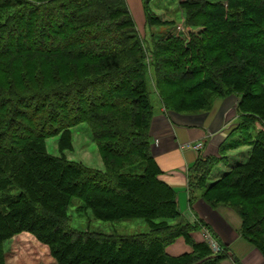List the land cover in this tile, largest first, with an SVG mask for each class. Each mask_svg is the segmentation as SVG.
Segmentation results:
<instances>
[{
    "label": "trees",
    "instance_id": "trees-1",
    "mask_svg": "<svg viewBox=\"0 0 264 264\" xmlns=\"http://www.w3.org/2000/svg\"><path fill=\"white\" fill-rule=\"evenodd\" d=\"M228 2H183L189 24L205 18L206 29L188 41L152 36L145 44L126 0H0V264L4 241L22 231L48 245L57 264H221L226 250L215 254L193 240L201 223L184 217L176 189L160 177L150 126L151 90L177 112L207 110L233 94L245 117L234 130L251 135V124L264 122V0ZM149 12L147 6L151 24ZM82 122L103 169L45 148L46 137L60 134V148L73 149L72 128ZM238 137L220 150L245 140L253 148L249 159L202 196L219 205L209 193L230 189L225 203L241 217L242 236L264 255V131ZM216 159L197 160L191 188L201 187ZM73 198L101 220L143 218L148 230L73 227ZM181 236L193 250L170 255L167 246Z\"/></svg>",
    "mask_w": 264,
    "mask_h": 264
},
{
    "label": "crops",
    "instance_id": "crops-1",
    "mask_svg": "<svg viewBox=\"0 0 264 264\" xmlns=\"http://www.w3.org/2000/svg\"><path fill=\"white\" fill-rule=\"evenodd\" d=\"M238 101L239 98L232 94L215 98L207 110L177 112L167 110L157 99L150 126L152 152L162 171L160 177L177 191L184 217L190 222L201 223L191 232L193 240L206 242L210 235L220 243L228 253L221 264H264V255L242 236L239 214L226 204L211 206L203 199V192L189 185L188 171L192 166L201 156L219 154L224 140L237 127ZM197 143H201L198 149L194 147ZM228 171L211 175L216 174L218 179ZM217 179H209L207 185ZM166 250L172 256H179L191 252L193 246L181 236Z\"/></svg>",
    "mask_w": 264,
    "mask_h": 264
},
{
    "label": "rangeland",
    "instance_id": "rangeland-1",
    "mask_svg": "<svg viewBox=\"0 0 264 264\" xmlns=\"http://www.w3.org/2000/svg\"><path fill=\"white\" fill-rule=\"evenodd\" d=\"M128 7L133 16L134 26L139 33V35L144 39L145 44L152 43V36L155 38H166L169 35L181 36L187 41L193 36V34L200 33L201 30L206 29L204 19L197 20L196 26L189 24V14L187 10L183 7L182 3L191 0H126ZM148 1L149 3H146ZM209 3H221L228 6V0H203ZM147 6L150 10V15H152L153 23H147ZM226 9V8H225ZM212 10H209L211 14ZM193 20L195 18L193 11H191ZM151 85V83H150ZM152 87V86H151ZM150 87V89H152ZM151 97L154 103L157 102L158 97L154 90H151ZM208 97V96H207ZM176 105V101L174 102ZM238 122L235 125H239L242 121H245V117L242 116L237 110ZM234 125V126H235ZM250 127L251 135L256 134V132L264 131V122L256 120ZM232 129V128H231ZM230 129V130H231ZM248 129H238L232 131L224 142L231 141V138H245L249 139L251 135L247 134ZM72 140L73 149H61L59 146L60 134L46 137L43 142L47 152L56 157H61L64 155L70 161H78L83 164L93 167V168H104L103 159L100 155L98 146L93 139L92 131L90 126L82 122L72 128ZM238 142L235 146L231 148H226L220 150L219 154L208 155L217 158L215 161V167L211 171L212 173H222L233 168L234 165L247 162L251 153L252 145L249 143ZM223 142V143H224ZM229 158V160H228ZM227 160L229 162H227ZM222 163V164H220ZM229 163V165H226ZM195 165V164H194ZM193 165V166H194ZM233 165V166H231ZM192 166V167H193ZM198 171V170H197ZM204 172L203 169H199L198 173ZM188 173H191L190 170ZM205 173V172H204ZM208 173V172H207ZM209 174L207 180L203 183H198L201 187L194 186L193 189L196 191L200 190L201 193L204 192L207 186V181L210 179H217L216 174L213 176ZM189 176V174H188ZM189 178V177H188ZM220 179V178H218ZM217 179V180H218ZM216 180V181H217ZM230 189H221L219 191H213L209 193L210 198L218 199L220 204H226L227 199L225 196ZM203 197V196H202ZM204 199V198H203ZM205 200V199H204ZM232 202H237V199L232 200ZM209 204V203H208ZM219 204V205H220ZM230 206L229 204H226ZM218 206V205H213ZM231 207V206H230ZM233 208V207H232ZM234 209V208H233ZM235 210V209H234ZM69 213L72 216L71 225L73 227L82 230H92L100 231L104 233H119V234H135L140 232H145L148 230L147 222L143 218H134L130 220L121 221H104L97 218L93 212L84 206V203L79 198H73ZM196 222V221H195ZM247 240V239H246ZM208 242V241H207ZM221 246L220 252H223L224 247ZM3 252L5 254V264H57L56 259L51 255L48 245L40 241L34 234L22 231L14 234L10 238L6 239L3 243ZM213 251V250H212ZM213 253H215L213 251Z\"/></svg>",
    "mask_w": 264,
    "mask_h": 264
},
{
    "label": "built area",
    "instance_id": "built-area-1",
    "mask_svg": "<svg viewBox=\"0 0 264 264\" xmlns=\"http://www.w3.org/2000/svg\"><path fill=\"white\" fill-rule=\"evenodd\" d=\"M195 148H200L201 147V143H197L195 146ZM207 241L209 246L211 247V249L215 252V253H219L221 250V246H219V244H217V241L214 240L210 235L207 237Z\"/></svg>",
    "mask_w": 264,
    "mask_h": 264
}]
</instances>
